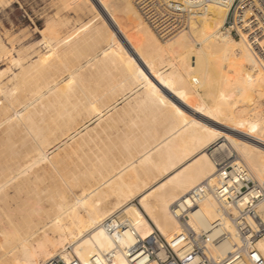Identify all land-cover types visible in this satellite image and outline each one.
<instances>
[{
  "label": "bare ground",
  "instance_id": "obj_1",
  "mask_svg": "<svg viewBox=\"0 0 264 264\" xmlns=\"http://www.w3.org/2000/svg\"><path fill=\"white\" fill-rule=\"evenodd\" d=\"M125 1L133 10L131 21L112 40L105 38L109 17L104 25V19L97 26L88 21L65 33L60 28L70 23L53 20L42 32L51 66H65L60 71L66 81L62 73L28 102L13 97V89L7 94L10 103L17 100L24 108L14 107L8 127L23 126L36 145L22 150L20 164L16 158L12 178L2 181L7 174L3 171V177L0 170V264L53 259L92 264L95 256L109 253L111 264H130L133 231L143 238L157 231L170 239L189 226L214 236L217 221L231 240L219 244L215 253L226 255L239 242L232 217L237 206L221 205L215 190L222 171L238 163L248 167L259 186L264 183V51L258 55L249 42L255 37L264 50V0L258 10L243 13L241 38L223 30L233 0H165L167 10L157 13L151 7L154 0H135L149 11L145 18L134 0ZM112 15L111 22L116 20ZM156 18L163 26L161 38H177L164 45L146 21ZM188 25V31L179 33ZM133 35L149 50L134 65L120 52L118 40ZM17 56L12 61L23 73L29 67ZM148 76L151 80L142 85ZM136 89L143 91L132 100L128 95ZM120 99L129 106L119 108ZM99 105L113 106L106 121L114 126L87 131L74 145L64 141V153L50 157L53 132L66 128L65 136L71 135L85 124L86 117L79 122L78 116L100 114ZM114 122L122 123L116 125L119 130ZM31 142L29 137L21 144ZM42 169L49 170L47 178L39 173ZM200 187L206 191L198 196ZM192 195L197 203L183 218ZM257 211L264 221V202ZM114 218L126 227L121 234L106 229L105 222ZM256 246L264 258V237Z\"/></svg>",
  "mask_w": 264,
  "mask_h": 264
},
{
  "label": "rangeland",
  "instance_id": "obj_2",
  "mask_svg": "<svg viewBox=\"0 0 264 264\" xmlns=\"http://www.w3.org/2000/svg\"><path fill=\"white\" fill-rule=\"evenodd\" d=\"M105 1L107 3H105ZM96 4L98 6L97 8H96ZM132 5L136 8V10L138 9L139 12L142 13L144 18L148 15L149 11L147 12L146 8L145 10L144 8L142 9V6L140 4H137L136 1L133 2ZM151 7H152V10L160 11V12L161 11L163 12L164 9H167L165 0H154ZM104 8L108 10V13H107V10L104 11L105 10ZM129 8H131V6H129L125 0H95V1L94 0H69V1L67 0H2L1 1L0 0V158H1L0 159V170L2 172L4 171L7 174L5 177H4L5 175L4 172L1 174L4 177L2 181H5V179L8 177L12 178L16 174L17 168L15 165L16 164L15 161L20 158V160L17 161V163L20 164V162L23 161L25 158V155L23 154L22 150L24 151L25 149H28V148L34 150L35 145H36L32 137L29 134H27V131L23 126H17L12 131L8 127L9 126L8 124L11 122V120L8 118L12 114L14 107L21 108V110L24 111V108L22 107V105H18L17 100L19 99L20 102L23 100H26L28 102L35 96V93L37 90L43 89L47 91L49 89V86L53 84V80L55 78H60L61 74L65 71L64 70L65 66L64 68L62 67V69H60L61 71L64 70L63 72H61L58 69V66L57 67L51 66V62H50L51 60L49 56L50 52L48 51V48L46 47V43H45L46 40L44 39V34L42 31L48 26H50L51 24L54 25L55 23L53 22H56L57 19L59 20L62 19L64 22L70 23L68 24L69 26L64 25V27L62 26L60 28L61 31L65 33V31L66 32L69 30L72 31L74 30V27L81 26L88 21H91V23L94 24L93 26H97L99 24H102V20L104 19L103 20V25H104L106 21L105 17L106 19L109 17L107 20L110 23H107V24H109L110 28H109L108 33H106L105 38L107 39V37H109L108 39L112 40L115 36L113 34H118V36H120L119 33L123 29H125L128 25V22L131 21L129 16L131 15L130 11L133 13V10H131L132 8L131 9ZM105 12L107 13V16H104ZM111 13L114 14L116 17V20L113 22L110 21V17L113 16ZM187 15L189 16V14ZM146 21L150 22L149 26L158 34L159 37L160 36L162 37V34L164 31H163V28H162L163 26L160 23V21L158 23L152 22L151 19H146ZM188 30H189V25L186 28H184L183 32H179V33H184V31L186 32ZM161 37H160V40L162 43H164V45L171 42L172 39L174 40L177 38V37L171 38L173 36L166 37V38L165 37L161 38ZM234 37L240 38L239 36H234ZM101 40H105V39L101 38ZM118 40L121 43L120 52L124 56L131 58L133 65L135 63H138V60L146 59L148 57L147 54L149 50L148 51L147 49L145 50V48L147 47L143 49L144 47L142 46L143 41L136 39L134 35L130 36V39L128 41H122V38H118ZM106 41H109V40H106ZM106 41L105 42L100 41L101 43L100 45H103L105 43L104 44L105 46L107 44ZM139 41H141V43ZM15 55L16 56L18 55L17 57H20L24 60L23 66L29 67V68L27 67L28 68L27 71L21 73L22 67L12 61V58ZM52 67H55L56 71ZM57 70H59L61 73H59V71ZM124 72H125V75H127L130 72H133V70L128 71V72L124 71ZM14 73H18L17 75H19L18 77L19 79L16 80L13 78ZM125 75L123 74V77ZM62 77H64L63 79L67 78L65 76V73H63ZM145 78L142 79V81H144L143 83L142 81H140L142 85H144L145 82L151 80L150 76L145 77ZM64 81H66V79ZM11 89L15 91L12 95H14L13 97L17 99V100L15 99L16 101L13 104L7 100V94L10 92ZM136 90L135 92H132L134 94L128 95L130 99L135 98L134 96L139 95L138 93L143 91V89H139L137 91ZM4 92L5 93L7 92V93L5 94ZM155 92H156L155 90L151 91V93H155ZM127 99L126 101L130 100L129 98ZM121 100L123 99H120L119 102H117L118 104L116 103L119 108L126 107L129 104L125 100L123 101ZM177 101L178 100H175V103H178ZM162 105H164V103H161L160 107ZM98 107H101L102 109V112L100 114L96 115L95 113L92 112L90 114L85 113V114H82L83 116L82 115L78 116V119L80 117L79 120L77 119V121L79 122L86 117L84 120L85 124L81 125L83 123L82 122L80 125L78 124L80 127L78 125L76 126V127H79L78 130L80 132H78L77 130L74 133H71V135L67 136L68 138L65 136L66 133H64L65 131L67 132L66 128L62 131L56 130L53 132L51 136V144L49 145L50 148L47 147L48 154L50 157L54 156L58 152L64 153V149L67 146L66 144L74 142L72 143L74 145L80 139L79 135L81 136L85 132L93 130V129H98V128H101L100 130H102L103 128L106 129V127H108L107 125H109L110 127L112 123L110 124L109 122H107L106 117H109L108 114L110 115L112 112H114L115 109H112L113 106H111L110 108L103 107L104 109L102 108V105L101 106L99 105ZM162 112H163L162 110L159 112L160 115L162 114ZM99 121L100 122L103 121L104 123L102 122L101 124ZM74 124L70 125V127L71 126L74 127L75 126ZM96 124L98 127L95 126ZM103 124L104 125L106 124V127ZM117 124L121 125L122 123L118 122ZM117 124L115 123V126ZM101 125H103L104 127L102 128ZM112 126H114V124H112ZM116 127L114 128L116 130H119V127L118 126ZM121 127L123 126H120V128ZM9 131L11 133L10 135L8 133ZM61 134H63L66 138H64L63 135ZM61 136L63 138H61ZM26 137L27 138L30 137V141L32 142L28 146L23 147L21 143L24 139H27ZM8 138L9 139L11 138V139L9 140ZM64 141L66 142V144ZM12 144H14L15 146H12ZM19 151H20L19 154L21 155H18V154L16 155L15 153L16 152L18 153ZM18 156L20 157L18 158ZM6 166H8L9 169L6 168ZM6 169L10 171L7 172L5 171ZM45 171L49 173V170L47 171V169L45 170L42 169L40 170L39 173L42 172L41 175L44 174L43 177L47 178L48 174H46ZM2 176L1 178H3ZM16 180H14V182H11V183L12 184L17 183ZM260 184L261 186H264V183H260ZM12 194L14 195V192H12ZM138 201L139 199L137 198L135 199L134 202L138 203ZM69 249L72 250V246L69 247Z\"/></svg>",
  "mask_w": 264,
  "mask_h": 264
},
{
  "label": "built area",
  "instance_id": "obj_3",
  "mask_svg": "<svg viewBox=\"0 0 264 264\" xmlns=\"http://www.w3.org/2000/svg\"><path fill=\"white\" fill-rule=\"evenodd\" d=\"M196 1V0H194ZM207 4L212 0H203ZM225 2L226 0H221ZM262 0H233L223 28L232 36H239L240 20L245 11L258 10L263 5ZM169 9V8H168ZM167 10V9H166ZM170 10V9H169ZM156 13L158 11H155ZM189 13V12H188ZM186 12V14H188ZM230 17V19H229ZM229 19V20H228ZM158 23L159 19H151ZM244 31V30H243ZM241 38V37H240ZM249 42L258 55L263 56V49L258 47L255 37ZM218 180L215 197L225 206H237L238 214L234 217L239 242L233 243V249L226 255L215 253V248L230 241V234L222 229L220 221L214 223V236L205 231H196L185 226L182 232L168 239L154 231L143 238L135 231V243L128 249L127 258L130 264H264L262 253L257 248L258 241L264 237V221L257 208L264 202V187L250 178V171L244 163L228 166L222 171ZM205 188L200 187L197 195L205 194ZM248 198L246 199L245 197ZM184 204L182 217L185 218L191 207L197 203L193 197ZM106 229L111 234L124 232L125 225L118 220L110 219L105 222ZM112 253L104 258L95 256L92 264H111ZM107 260V261H106ZM47 264H66L63 259L51 260ZM71 264H80L76 259Z\"/></svg>",
  "mask_w": 264,
  "mask_h": 264
}]
</instances>
